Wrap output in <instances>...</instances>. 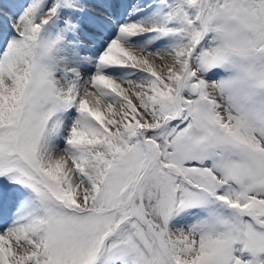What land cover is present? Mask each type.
<instances>
[{"label":"snow or ice","instance_id":"obj_1","mask_svg":"<svg viewBox=\"0 0 264 264\" xmlns=\"http://www.w3.org/2000/svg\"><path fill=\"white\" fill-rule=\"evenodd\" d=\"M0 264H264V0H0Z\"/></svg>","mask_w":264,"mask_h":264}]
</instances>
